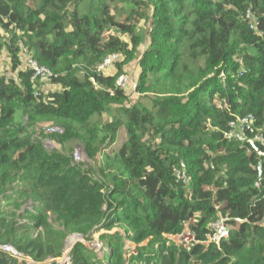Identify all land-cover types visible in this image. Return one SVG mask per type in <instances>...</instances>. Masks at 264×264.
<instances>
[{
  "label": "trees",
  "instance_id": "obj_1",
  "mask_svg": "<svg viewBox=\"0 0 264 264\" xmlns=\"http://www.w3.org/2000/svg\"><path fill=\"white\" fill-rule=\"evenodd\" d=\"M113 55L116 73L98 71ZM1 57L0 245L57 264L68 237L98 234L101 251L78 242L71 264H264V147L250 143L264 138V0H0ZM28 57L58 90L37 91ZM136 59L127 96L116 82ZM247 116L248 140L225 139ZM219 220L228 238L206 246ZM186 224L187 247L171 239Z\"/></svg>",
  "mask_w": 264,
  "mask_h": 264
},
{
  "label": "built area",
  "instance_id": "obj_2",
  "mask_svg": "<svg viewBox=\"0 0 264 264\" xmlns=\"http://www.w3.org/2000/svg\"><path fill=\"white\" fill-rule=\"evenodd\" d=\"M246 18L249 19L250 15L247 14ZM119 61H120L119 55H113V56L107 57L102 63V65L99 66L98 71L105 72V70H107L115 62H119ZM25 67L32 72V80L36 82V84L40 82H47L51 78L54 77V75L49 69L43 66H40L32 58L28 57L25 59ZM116 85L117 87L121 89H126L128 85H131L133 90H135L137 87V84L134 83V81L130 77H128L126 74L121 75L117 79ZM36 89L38 91L37 87ZM253 122L254 121H253L252 116H247L244 118L236 119L235 121L229 124V131L224 134V138L227 140H235L237 142L247 141L248 139L246 138V132L252 126ZM61 132L62 130L58 127H47L44 130L45 134L61 133ZM251 142H259V144L264 147V138L260 133H258L255 136V138L251 140ZM45 145L50 146V143H47L46 141ZM73 157L76 162H83V157L85 156L82 150H76L75 153L73 154ZM176 178L178 180H181L182 182H185V174L182 168L176 171ZM211 229H212L213 235L208 236L206 243L207 242L217 243L221 239L228 238V229L226 228L223 220H219L216 223H214ZM189 237L191 238V242H192L193 237L191 236V234L189 235ZM69 252H70L69 250L68 251L64 250L62 252L61 258L57 261V264H71L70 259H69ZM0 254L7 255L8 257L17 260L18 262L26 261L27 264H31V261L29 259L25 258L22 254H20L15 248H13L10 245H0Z\"/></svg>",
  "mask_w": 264,
  "mask_h": 264
},
{
  "label": "rangeland",
  "instance_id": "obj_3",
  "mask_svg": "<svg viewBox=\"0 0 264 264\" xmlns=\"http://www.w3.org/2000/svg\"><path fill=\"white\" fill-rule=\"evenodd\" d=\"M140 55V53H139ZM23 60V59H22ZM10 68V65H9V62L8 60L5 58V57H1L0 58V75H3V74H9L7 71L9 70ZM116 73V66H115V63L110 66L107 70H105V74H109V75H113ZM126 75L128 77H130L134 83L137 84V75H138V65H137V59L132 63L130 64L127 69H126ZM37 88H38V91H42V92H49V91H55V90H58V88L52 86L49 82H40V83H37ZM133 91V89H131L130 91H127L125 92L126 95L128 96V94ZM137 99H133L132 102H141L143 103L145 106L147 107H150L151 103H150V100L145 98V97H140L138 94H137ZM116 113H113V112H110L109 114H105L103 116V120L104 121H107V120H110L114 117ZM117 116H121V115H118ZM127 140L126 138V134H125V129L124 128H121L119 133H118V136H117V141H116V144L111 147H107V151L109 150L110 152L113 151V150H118V147L120 145H122L125 141ZM47 143H50V146H47L48 148H53L55 145L54 143H51L49 142L48 140H46ZM45 141V142H46ZM111 147V149H110ZM66 148H73V154L75 153L76 150H82L81 147L77 144V142L73 141V142H70L68 144H66ZM75 161V159H74ZM84 164H88L89 168H92V169H95V170H98L99 166L101 165L102 163V158L101 156H99L97 158V160L93 163L91 162L90 160H88L86 157H83V162ZM183 234H184V237L181 238L182 236H176V237H171V239L173 241H175L176 243L178 244H182L184 246H188L191 242V238L189 237L190 235V232H189V228H188V225L186 224L185 227H184V231H183ZM70 241V238L68 237L66 240H65V245H64V248H63V251L64 250H71V248L78 242H81L83 243L84 245H87L89 248H95L97 252H100L101 251V248L103 246V244L99 243V235L96 234L93 236V241L92 242H85L83 240H75L71 246H66ZM146 243H143V245H145ZM208 244H210V242H207L205 243V245L207 246ZM135 245L133 244H130L129 242H126V250H128L130 252L129 255H127L126 257H129L131 255L132 252L135 251ZM57 262V260H55Z\"/></svg>",
  "mask_w": 264,
  "mask_h": 264
},
{
  "label": "water",
  "instance_id": "obj_4",
  "mask_svg": "<svg viewBox=\"0 0 264 264\" xmlns=\"http://www.w3.org/2000/svg\"><path fill=\"white\" fill-rule=\"evenodd\" d=\"M251 144L253 145V147H255V142H251ZM255 150L257 152V154L259 155L260 157V161L258 163V178H257V183L262 179V166L264 164V152H260L256 147H255ZM182 237L184 236V234L181 235ZM181 237V238H182ZM70 240H73L71 243L69 241V243L66 245V246H71L72 243L75 241V240H83V237L81 235H72L69 237ZM87 246V245H86ZM88 247V246H87ZM59 259H57L58 261Z\"/></svg>",
  "mask_w": 264,
  "mask_h": 264
},
{
  "label": "bare ground",
  "instance_id": "obj_5",
  "mask_svg": "<svg viewBox=\"0 0 264 264\" xmlns=\"http://www.w3.org/2000/svg\"><path fill=\"white\" fill-rule=\"evenodd\" d=\"M73 240H70V243L72 242Z\"/></svg>",
  "mask_w": 264,
  "mask_h": 264
},
{
  "label": "clouds",
  "instance_id": "obj_6",
  "mask_svg": "<svg viewBox=\"0 0 264 264\" xmlns=\"http://www.w3.org/2000/svg\"><path fill=\"white\" fill-rule=\"evenodd\" d=\"M85 156V155H84Z\"/></svg>",
  "mask_w": 264,
  "mask_h": 264
}]
</instances>
